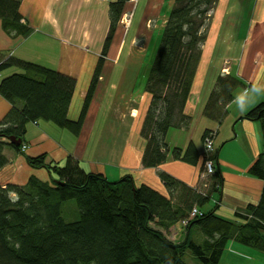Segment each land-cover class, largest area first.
<instances>
[{
    "label": "trees",
    "instance_id": "16d2710c",
    "mask_svg": "<svg viewBox=\"0 0 264 264\" xmlns=\"http://www.w3.org/2000/svg\"><path fill=\"white\" fill-rule=\"evenodd\" d=\"M129 0L110 4L111 26L104 46L107 53ZM218 0H174L161 43L153 61L145 90L151 95L141 135L146 141L142 162L157 167L171 156L198 164L200 154L194 144L185 153L170 149L166 136L172 127H189L191 116L185 108L192 82ZM22 0H0V20L7 32L26 33L20 11ZM1 54V52H0ZM103 65L99 60L77 120L68 116L77 80L59 70L13 57L0 59V71L13 66L24 68L0 81V95L12 107L0 120V170L7 163L6 149L21 151L30 121H52L79 135L96 91ZM243 83L233 75L222 74L205 107L204 115L221 123L227 116L234 91ZM242 118L260 121L264 134V102ZM211 130L205 132V136ZM23 141L17 145L8 139ZM218 179L209 191L192 188L167 172H160L168 194L143 184L137 186L132 175L110 180L102 173L88 172L80 161L68 156L64 165L48 161L47 154L26 155L28 164L47 169L52 179L32 176L25 185L0 183V264H188L189 252L202 264H221L224 250L233 239L264 253V188L261 200L237 213L238 222L220 217L215 211H202L212 191L220 190L222 175L218 156ZM204 162L205 158L203 156ZM204 167V165H203ZM205 172V168H204ZM249 172L264 181V153ZM74 200L79 218L66 220L63 206ZM197 207L202 215L193 217ZM186 222L185 239L174 242L169 230ZM214 241L199 244L193 229Z\"/></svg>",
    "mask_w": 264,
    "mask_h": 264
},
{
    "label": "crops",
    "instance_id": "0c3cea01",
    "mask_svg": "<svg viewBox=\"0 0 264 264\" xmlns=\"http://www.w3.org/2000/svg\"><path fill=\"white\" fill-rule=\"evenodd\" d=\"M115 1L22 0V23L34 30L22 39L15 31L4 30L0 20L2 59L13 57L38 63L75 77L77 85L68 116L77 120L102 58L103 65L93 97L106 86L104 78L110 77V95L114 94L113 99L116 96V103H120L122 108H128V97L129 94L133 96L134 89L137 90L138 73L148 53L156 18L164 11L165 3L169 4L171 0H163L160 9L153 15H149L153 7L149 0L141 25L131 39L128 33L134 19L130 29L122 36L124 25L121 18L107 53L103 54L111 26L110 4ZM130 2H127L124 13ZM167 18L168 15L163 20L164 27ZM206 30L207 37L185 108V113L191 116L190 125L187 128L172 127L166 136L170 149L181 148L183 153L194 144L200 154L198 164L170 156L157 167L144 166L143 149H138L131 142L128 133L116 132L110 136L109 124L100 130L93 105L88 109L79 135L52 121H30L25 135L28 145L26 154L38 156L46 153L50 160L60 165H64L68 156L72 155L88 172L102 173L110 180L130 174L137 186L148 184L163 194H168V190L159 173L167 172L188 186L206 192L211 190L213 182L218 183V179L205 175L203 167L204 135L206 131L214 130L217 132L215 145L222 186L220 190L211 192L209 201L213 202L212 209L216 215L242 222L237 213L244 214L249 204H257L264 188V181L249 172L254 161L264 153L262 123L242 118L264 102V0H218ZM79 47L82 49L81 56ZM15 68L24 72L20 66H13L9 71L17 72ZM222 74L233 75L243 84L235 89L234 99L227 107L228 114L219 123L205 116L204 110ZM84 76L88 78L81 85L80 80ZM11 107L12 104L0 95V120ZM10 150L6 149L5 154L12 162L6 163L0 170L2 185H25L32 176L51 181L52 176L46 169L30 166L24 156L13 149L14 154H10ZM200 210L205 211L203 207ZM183 226L182 222L173 226L169 239L182 241ZM235 244L224 250L221 264H264L263 252L254 257L247 256L243 253L250 251L247 246Z\"/></svg>",
    "mask_w": 264,
    "mask_h": 264
},
{
    "label": "rangeland",
    "instance_id": "374dc122",
    "mask_svg": "<svg viewBox=\"0 0 264 264\" xmlns=\"http://www.w3.org/2000/svg\"><path fill=\"white\" fill-rule=\"evenodd\" d=\"M162 1L163 0H151V3H153V7L150 8V14L149 15H153L155 11H158L160 9V7H161L160 5H161ZM168 1H170V0H168ZM149 2H150L149 0H131L129 7L125 10L126 12L123 14V17L126 14V18H128V19L131 18V21H130L129 25L126 26L122 22V19H121V22L124 25V27H122L123 32H121L122 36L126 34V31L131 26L133 19L134 20H133L132 27H131V29L129 28L130 31L128 33L129 34L128 37H129V39H131L135 35L136 29H138L141 25V21H142L143 15H144L145 8ZM173 2H174V0H171L170 3L168 2L169 4H167V2H166L165 6H164V8H165L164 11H162L160 16H158L156 18L155 26H154L152 33H151V39H150L149 44H148V53L144 59V62L142 64L140 70H139V73H138V77H137L138 80L136 83L137 90L134 89L133 96H130V94H129V97H128V100H129V103L127 104L128 108H126V109L122 108V105L120 103H116V102H118L116 96L113 99L114 94L110 95V92L108 91V89H109L108 86L110 87V84H111V81L109 80L110 77L104 78V83L106 86L101 88V91H99V95L95 96V98L93 97V99L89 105V107L92 105L94 106V109H95L94 112H95L97 120H98L97 125L99 126L100 130L104 127L105 124H109L110 125L109 126L110 136L113 135V133L115 134L116 132L117 133H119V132L128 133L130 140H132L131 142L136 144L138 149L142 148L144 150L145 145H146V141L142 137V135L140 133V129H141L144 117L146 115V112H147V109L149 107V103L151 100V95L148 94V92L145 91L144 88H145V84L147 82V79L149 77L153 61L156 57L157 50H158L160 43H161V37L163 34V30H164V23H163L164 21L163 20L169 14V11L173 5ZM217 4H218V2H217ZM33 30H34L33 28L28 27L26 33H20V32H16V31H15V33L23 39L26 35L30 34ZM79 48H80L79 56H81L82 49H81V47H79ZM84 51H85V49H84ZM2 58H3V54H0V59H2ZM11 68H7L6 70H4L2 72L0 71V81L2 80V78L7 76L8 74L16 72V71H9ZM15 70H17V72H20L21 69L15 68ZM86 78H88V77L84 76L83 80L82 81L80 80L81 85H83L84 80L86 81ZM140 90H143V91L139 92ZM134 110H137V111L134 112ZM213 132H214V130H213ZM216 136H217V132L215 134L214 141H213V150L210 152V155H212V156L216 155V150H217L216 145H215ZM27 147H28L27 143L24 142V144L21 146V151L20 152L16 151V152H18L17 154H21L22 156H24L25 160H26V155H28V154H26ZM9 153L14 154L12 152V149L10 150ZM47 157H48V155H47ZM48 161H52V160H50L48 157ZM11 162L12 161L9 160L7 157V163H11ZM52 162H54V161H52ZM212 207H213L212 201H209L206 205L203 206L205 211H211ZM63 216L66 220H69V221H74V220L79 218V210H78L76 202L74 200L67 201L64 203ZM185 226H186V224H185ZM185 226H183V230H181V232L184 233L182 240L185 239V234H186L185 233V231H186ZM173 231H174V228L172 227V229L169 230L168 236L172 237ZM193 232L194 233H192V237H193L194 241H196L199 244H204L207 241H210V242L214 241V239L207 236L201 230V228L199 226H195V229L193 230ZM235 243L238 244L239 242L232 239L229 243L228 248L232 245H236ZM244 247H246V246H244ZM246 248H248L247 250H250L249 252H243L247 256H253L254 257L257 253L258 254L262 253L259 250H255L254 248H251L249 246H247ZM185 259H186V262L188 264H202V263H200L199 260H197L195 257H193V255H191L189 252H187L185 254Z\"/></svg>",
    "mask_w": 264,
    "mask_h": 264
},
{
    "label": "built area",
    "instance_id": "2783aa9c",
    "mask_svg": "<svg viewBox=\"0 0 264 264\" xmlns=\"http://www.w3.org/2000/svg\"><path fill=\"white\" fill-rule=\"evenodd\" d=\"M130 21H131V18L129 19L126 18V14H125V16L122 18V22L127 26L129 25ZM215 134H216L215 131L214 132L211 131L205 136V139H204V146H205L204 152H203V156L205 158L204 168H205V175H208V176L214 174L216 171V162L212 158V155H210V152L213 150V141H214ZM196 214L202 215V212L199 211L197 207L193 209L190 217H193Z\"/></svg>",
    "mask_w": 264,
    "mask_h": 264
},
{
    "label": "water",
    "instance_id": "95a60500",
    "mask_svg": "<svg viewBox=\"0 0 264 264\" xmlns=\"http://www.w3.org/2000/svg\"><path fill=\"white\" fill-rule=\"evenodd\" d=\"M8 139L17 145H20L23 141L21 138H17L14 135L9 136Z\"/></svg>",
    "mask_w": 264,
    "mask_h": 264
}]
</instances>
